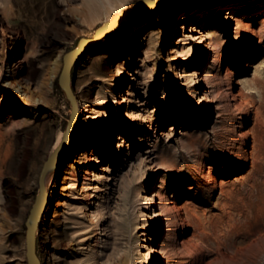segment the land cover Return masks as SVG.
Instances as JSON below:
<instances>
[{
    "label": "rangeland",
    "instance_id": "374dc122",
    "mask_svg": "<svg viewBox=\"0 0 264 264\" xmlns=\"http://www.w3.org/2000/svg\"><path fill=\"white\" fill-rule=\"evenodd\" d=\"M140 3L93 19L84 0H0V264H28L39 173L71 114L65 52ZM73 71L84 110L46 177L42 264H264V0H167Z\"/></svg>",
    "mask_w": 264,
    "mask_h": 264
},
{
    "label": "water",
    "instance_id": "95a60500",
    "mask_svg": "<svg viewBox=\"0 0 264 264\" xmlns=\"http://www.w3.org/2000/svg\"><path fill=\"white\" fill-rule=\"evenodd\" d=\"M165 1L167 0H141L139 5L130 6L120 10L114 14L112 18L107 19L98 25L93 36L80 37L77 44L65 52L63 56V66L58 76V83L71 103V114L60 144L44 161L39 173V192L36 195L35 201L26 220V256L28 264H42L37 253V230L46 211L47 199L50 195L46 187V177L48 173L61 162L72 139L74 126L78 121L79 102L72 83L75 63L82 55L92 50L98 41L108 32L113 31L126 21L159 10L162 3Z\"/></svg>",
    "mask_w": 264,
    "mask_h": 264
},
{
    "label": "bare ground",
    "instance_id": "6f19581e",
    "mask_svg": "<svg viewBox=\"0 0 264 264\" xmlns=\"http://www.w3.org/2000/svg\"><path fill=\"white\" fill-rule=\"evenodd\" d=\"M122 1L123 0H84V3L86 5L85 7H87V9L89 10V11L87 10V12L94 19V18L99 17L101 14L109 12V10L111 8L118 7L121 4ZM167 5H168V3L166 2L165 6H167ZM226 12H227V14H226L227 17H231L232 16V11L231 10L230 11L226 10ZM190 17H191L190 13L184 12V13H180L179 17L177 19L182 21V20L188 19ZM18 56H19L18 54H15L13 56L14 61L11 64V68H10L11 72L19 70V69H22V66L24 64V62H23L24 55H23V57H20V58ZM14 88H15L16 91L24 93L26 91L27 84L25 82L18 81L17 84L14 86ZM17 103L21 104V103H24V101L22 99H20ZM82 106H83L82 104L79 105L78 119H79V116H80V111L84 110V107H82ZM86 121H87V119H86ZM80 127H82L81 124L78 126V128H80ZM75 128H76V125L74 126V129H73L72 133L76 131ZM108 137H110V136H108ZM62 138H63V132H60L59 135H58V138L56 140L54 148H56V146L58 147V145L60 144ZM75 148H78V147H75ZM69 155L78 156L79 152H77V153H76V151L73 152V153L70 152ZM55 198H56V196L54 195V191H52V195L50 197V203L53 202ZM47 204H48V199H47Z\"/></svg>",
    "mask_w": 264,
    "mask_h": 264
},
{
    "label": "trees",
    "instance_id": "16d2710c",
    "mask_svg": "<svg viewBox=\"0 0 264 264\" xmlns=\"http://www.w3.org/2000/svg\"><path fill=\"white\" fill-rule=\"evenodd\" d=\"M73 74H74V71H73ZM57 86L60 87L59 83H58V79H57ZM61 88V87H60Z\"/></svg>",
    "mask_w": 264,
    "mask_h": 264
}]
</instances>
